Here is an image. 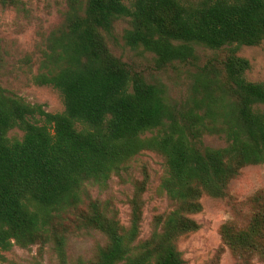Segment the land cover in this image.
Listing matches in <instances>:
<instances>
[{"label": "trees", "instance_id": "trees-1", "mask_svg": "<svg viewBox=\"0 0 264 264\" xmlns=\"http://www.w3.org/2000/svg\"><path fill=\"white\" fill-rule=\"evenodd\" d=\"M65 5L34 77L59 90L64 109L45 111L0 85V264L1 251L44 241L56 232L52 224L69 216L106 237L90 264H183L177 241L200 227L193 217L202 210L200 198L226 197L243 166L264 163V84L246 78L250 63L238 53L264 40V0ZM119 19L127 21L124 44L148 53L161 78L113 52L108 41ZM204 49L221 55L205 52L201 62ZM175 66L189 75L179 102L169 100L162 79ZM13 127L20 138L7 136ZM206 134L220 136L224 146L204 144ZM143 150L164 159L158 191L172 207L153 215L145 238L139 237L145 182L129 199L127 226L105 201L86 194ZM218 232L232 264L264 260V190L250 197L246 217L222 222Z\"/></svg>", "mask_w": 264, "mask_h": 264}, {"label": "rangeland", "instance_id": "rangeland-1", "mask_svg": "<svg viewBox=\"0 0 264 264\" xmlns=\"http://www.w3.org/2000/svg\"><path fill=\"white\" fill-rule=\"evenodd\" d=\"M130 6L133 0H122ZM65 0H18L15 5L0 3V85L10 94L22 97L31 104H40L45 111L60 112L64 109L63 97L59 90L50 84H39L34 77L41 70L44 53L49 52L48 42L51 32L59 27L65 9ZM127 26L125 19L116 21L113 38L109 45L113 52L130 63L135 70L147 77L158 76L148 53L139 48L126 46L121 38ZM210 57L220 56L219 50H201ZM238 53L250 63L245 76L248 80L264 84V40L257 45H243ZM162 79L168 86L170 101L179 102L185 98L189 75L185 68L177 67L164 73ZM34 118L39 119L36 115ZM39 123H42L40 120ZM22 131L13 127L7 136L20 138ZM204 144L212 147L224 146L217 135H204ZM166 164L161 155L143 150L133 156L119 173L112 174L103 184L89 185L86 194L105 201V205L127 226L130 217L129 199L135 187L145 182L142 189V221L139 237L145 238L150 231L153 215L169 211L170 199L158 191ZM264 190V163L248 164L228 184V194L224 198L203 195L200 198L202 210L193 215L200 227L178 238L183 264H232V256L225 246H221L219 226L226 220H240L246 217L250 207V197L256 191ZM89 192V193H88ZM86 196H84L85 198ZM64 223H53L56 230L50 232L41 242L22 247L13 245L1 251L4 264H90L97 248L106 243V237L97 229L77 222L73 217L65 218ZM253 264H264L256 258Z\"/></svg>", "mask_w": 264, "mask_h": 264}]
</instances>
